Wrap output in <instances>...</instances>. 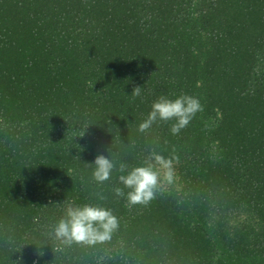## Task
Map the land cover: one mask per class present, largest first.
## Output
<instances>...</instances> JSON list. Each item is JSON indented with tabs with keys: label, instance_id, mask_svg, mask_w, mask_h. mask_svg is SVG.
Masks as SVG:
<instances>
[{
	"label": "trees",
	"instance_id": "16d2710c",
	"mask_svg": "<svg viewBox=\"0 0 264 264\" xmlns=\"http://www.w3.org/2000/svg\"><path fill=\"white\" fill-rule=\"evenodd\" d=\"M180 95L187 126L139 130ZM152 153L173 180L129 204L119 166ZM69 202L110 209L111 239L58 250ZM0 264H264V0H0Z\"/></svg>",
	"mask_w": 264,
	"mask_h": 264
},
{
	"label": "clouds",
	"instance_id": "9594fccd",
	"mask_svg": "<svg viewBox=\"0 0 264 264\" xmlns=\"http://www.w3.org/2000/svg\"><path fill=\"white\" fill-rule=\"evenodd\" d=\"M95 83L92 85L94 88ZM134 91V90H133ZM135 94L139 95L138 88ZM202 110V105L197 97L180 95L175 99L160 96L153 104L152 110L147 118L140 123L139 130L149 129L158 120L168 121L175 119L172 132L177 133L181 128L189 124L193 116ZM89 125L77 128L79 134L75 137H84ZM98 154L92 162L93 177L97 182H104L110 178L113 169L116 167L114 159L109 154ZM119 181L125 188L129 189L126 199L129 204H147L155 194L161 178L172 182L173 161L159 153H152L141 166L128 170L126 164L121 163ZM126 173V174H123ZM117 195H125L121 188L116 189ZM118 218L113 212L101 205L84 204L77 205L71 202L66 204L65 214L55 225L52 235L58 242V250L73 244L96 245L110 240L113 232L118 228Z\"/></svg>",
	"mask_w": 264,
	"mask_h": 264
}]
</instances>
